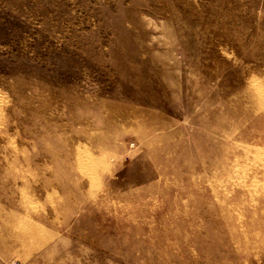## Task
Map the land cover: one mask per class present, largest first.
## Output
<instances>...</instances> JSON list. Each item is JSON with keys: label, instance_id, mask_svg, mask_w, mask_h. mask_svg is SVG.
Returning <instances> with one entry per match:
<instances>
[{"label": "rangeland", "instance_id": "1", "mask_svg": "<svg viewBox=\"0 0 264 264\" xmlns=\"http://www.w3.org/2000/svg\"><path fill=\"white\" fill-rule=\"evenodd\" d=\"M0 264H264V0H0Z\"/></svg>", "mask_w": 264, "mask_h": 264}]
</instances>
